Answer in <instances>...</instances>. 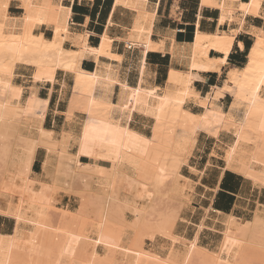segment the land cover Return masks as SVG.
Masks as SVG:
<instances>
[{
  "label": "bare ground",
  "instance_id": "1",
  "mask_svg": "<svg viewBox=\"0 0 264 264\" xmlns=\"http://www.w3.org/2000/svg\"><path fill=\"white\" fill-rule=\"evenodd\" d=\"M74 1L94 0H0V160L26 171L18 197L0 186V220L14 222L0 233V264H264L262 213L239 222L210 203L189 238L176 228L187 192L180 211L153 218L149 198L137 202L112 189L117 178L154 193L167 177L175 184L206 139L222 148L221 173L264 188V0H198L191 41L161 26V0H112L96 44L88 18L81 27L71 23ZM14 4L19 15L10 12ZM205 8L217 12L214 28L201 18ZM239 34L252 39L245 62L215 85L198 86L200 75L221 74L234 45L243 48ZM151 54L169 56L162 81L147 63ZM18 74L30 76L27 96ZM59 75L71 78V89L65 122L50 129V95L37 89ZM38 151L51 174L45 189L30 179ZM66 170L86 187L75 209L57 208L53 198ZM203 230L217 234L203 240Z\"/></svg>",
  "mask_w": 264,
  "mask_h": 264
},
{
  "label": "rangeland",
  "instance_id": "2",
  "mask_svg": "<svg viewBox=\"0 0 264 264\" xmlns=\"http://www.w3.org/2000/svg\"><path fill=\"white\" fill-rule=\"evenodd\" d=\"M64 1L68 2L69 0H64ZM181 1L179 2L180 8L177 5V2L175 0L173 1L171 6V17L168 16V13H166L164 18L161 19L162 21L161 26L163 27L171 26L172 28L176 29L178 27L183 26L180 21L193 23L195 8H197V5L195 4L194 0H181ZM169 2L171 4V0H169L168 3ZM103 3H104V7L106 6V8L104 10L103 15L100 16L98 20L99 24L96 25L94 22L91 23L90 26L86 27V29L91 32L90 42L92 44H96L98 42V35L104 29L106 18L112 4V0H104ZM76 5H79L78 1L74 3V6ZM81 5L90 6L91 4L82 2ZM175 9L177 10L176 13L174 12ZM10 12L14 15H19L21 13V10L17 7L16 4H14L10 8ZM180 12H181L180 20L176 21V17ZM71 23L77 27L82 26L79 25L78 22H76V19H73ZM214 26L215 24H213L212 27L214 28ZM188 27H192V32H193L194 30L193 25ZM43 32L45 36L48 38L52 36L50 30H43ZM132 54L133 56L131 60L136 61L139 57L140 52L138 50H135ZM154 55L155 54H151L147 59V62H155L160 65L159 67L160 69L158 70V78L159 80L162 81L164 80L166 75L169 56H164L161 58L158 56L157 58ZM131 60L129 59V62L128 61L125 62V65L129 64ZM242 60L245 61V58H243ZM83 66L88 69H94L95 65L92 64V61L90 59H85L83 61ZM228 68L230 67L227 65L222 70L221 74L217 75L218 79L213 85L223 80L224 75ZM132 72L135 74L136 68H133ZM206 75L207 74H202L197 79L196 82L198 86L201 85L200 83L205 79ZM71 82H72L71 78H68L63 75H59L54 86L50 87L48 85H45L37 89L38 94L40 96L46 97L50 95L48 110L44 120V125L46 128L54 129L55 127L61 126L65 122V110H66L68 95L71 89L70 88ZM16 83L22 86L23 93L25 96H27L32 89L30 76L27 74H18L16 76ZM206 140L207 141H204L202 144L198 145L195 148V150L192 153V156H190L188 160L189 161L188 164L185 165L181 171V174L183 176L180 177L178 182H176L175 184H173L171 177H167V179H165L164 181V186L160 187L154 193L153 188H151L150 192H147L141 186H138L137 189H131L130 187L131 185L128 184V181H123V178H117L113 181L112 184L113 191L115 193L120 192L121 194L119 195L122 196L123 198L129 196L131 199L137 202L141 201L142 197L146 196L147 198H149L151 208L148 209V212L152 213L151 216L153 215L154 216V217L152 216L153 218H156L159 213L163 212L162 210L172 212L173 210L176 211L178 209L180 211L179 199L181 197V193L187 192L191 196V201L188 206V209L181 215V217H183L184 219L183 220L180 219L176 223V228L179 232L191 238L195 233L196 230L195 228L200 222L199 219H201L203 212L212 196L213 188H215V185L217 184L218 179L221 175L222 148L221 146L215 145V142L212 139H206ZM211 151L214 155L211 153ZM43 161H44V154L42 151H38L33 160L34 164L32 163L31 165L30 179L36 180L34 184H36V186L41 187L42 189H45L47 182L50 181L51 179V174L45 176V173L47 172V167H43ZM82 163H87V160L82 159ZM25 173L26 171L22 163H14L11 161L8 162V161L0 160V186H5L6 188H8L9 191L13 192L14 197H18L21 193L20 190H22V183H23V179L25 178ZM65 173L67 174L65 175L66 176L65 179L67 182H65L66 184L64 183L61 186L62 189L58 188L57 191L53 193V198L55 202L57 201L56 202L57 208L65 207L69 209H75L79 205L80 195H84L85 192L84 188L86 187H84L80 179L77 178L70 179L69 177H67L69 176L68 174H70L68 170H66ZM57 174L58 173L55 174L56 177ZM186 177L189 178V180H191L192 188L190 187ZM223 184H224V180L222 181L221 186ZM67 185L68 188L64 189L65 187H67ZM249 188L250 189L253 188L256 191L250 192L251 190H249L243 195V198L241 199V206L239 208V214H243V215L229 213L222 209L220 210H222L226 214L234 215L239 222L240 221L246 222L247 220L251 219V217L255 212L257 213L259 212L264 215V188L258 190L254 188L250 184V182H249ZM171 189H175V190L172 191ZM13 226H14V222L11 219H7L6 221L0 220V233H2V230L4 229H8L9 231H11L13 229ZM203 234L206 238H209L210 235L217 234V231L204 230ZM165 244H166L165 240H163L161 243L158 242V246L159 247L162 246L161 248H165L167 246Z\"/></svg>",
  "mask_w": 264,
  "mask_h": 264
},
{
  "label": "crops",
  "instance_id": "3",
  "mask_svg": "<svg viewBox=\"0 0 264 264\" xmlns=\"http://www.w3.org/2000/svg\"><path fill=\"white\" fill-rule=\"evenodd\" d=\"M168 1L169 0L160 1L159 11H158L159 12L158 16L160 21L162 18H164L166 13H168V16L171 17V6L174 0H171V4L170 2L168 3ZM180 1L181 0H179V2ZM75 2L76 1L71 3V10H72L71 21L73 19H76V22H78L79 25H83L86 19L88 18L86 27L90 26L91 23L94 22L96 25L99 24L98 20L100 16L103 15L104 10L106 8V6L104 7V3H103L104 0H94L92 3H87V4H91L90 6L88 5L83 6L81 5V3L78 2L79 5H76L75 8L73 9ZM194 2L196 5H198V0H194ZM204 10L201 12V18L205 22H207L211 28H213L212 26L215 23L214 20H216L217 13L215 10L212 9L205 8ZM196 12L197 9L195 8L194 19L196 17ZM194 19H193V23L181 22L183 26L176 28L175 39H177V33H181L180 36L182 37V39L185 40L192 39V35H193L192 27H188V26L193 25V29H194V22H195ZM236 38L237 39L235 40V43L237 44L239 41H241L243 48L240 49L238 46L234 45L232 52L228 58L227 65L229 67L234 65H242L244 63L243 62L244 60L242 59L245 58L246 60V51L248 50V47H250L252 43V39L245 34H239L238 37ZM154 56L158 58L157 55ZM147 63L151 64L153 68L156 70V73L158 74L160 65L155 62H147ZM217 79L218 76L216 73H208L205 76V79L200 84L204 85L205 87H208L209 85L214 84ZM223 180H224V184L221 186ZM217 184L215 185L216 189L214 190L213 188L212 196L206 207H208L210 203H212L211 205L216 209H222L229 213L243 215V214H239V208L241 206V199L243 198V195L249 190H251L250 192L256 190H254L253 188L250 189L248 181H246L243 177H241L237 173L228 169L223 173H221ZM203 232L204 230L201 231L199 238L205 240L206 237L204 236Z\"/></svg>",
  "mask_w": 264,
  "mask_h": 264
},
{
  "label": "trees",
  "instance_id": "4",
  "mask_svg": "<svg viewBox=\"0 0 264 264\" xmlns=\"http://www.w3.org/2000/svg\"><path fill=\"white\" fill-rule=\"evenodd\" d=\"M75 8V6L73 7V9ZM181 35V33H178L177 34V40L178 41H191V39H182V37L180 36ZM249 48V47H248ZM247 52V51H246ZM245 62V61H244ZM86 68V67H85ZM88 69V68H87ZM91 70V69H90ZM211 84V83H210ZM211 85H213V84H211Z\"/></svg>",
  "mask_w": 264,
  "mask_h": 264
}]
</instances>
